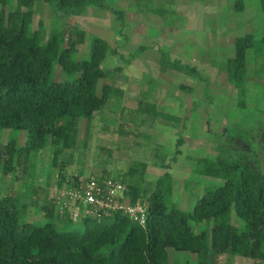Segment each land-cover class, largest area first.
Listing matches in <instances>:
<instances>
[{
	"label": "rangeland",
	"instance_id": "1",
	"mask_svg": "<svg viewBox=\"0 0 264 264\" xmlns=\"http://www.w3.org/2000/svg\"><path fill=\"white\" fill-rule=\"evenodd\" d=\"M239 3L243 8L237 10ZM107 4L111 9L90 5L80 15L59 12V19L52 18L47 3L36 6L35 25L42 20L51 28L62 20L67 34L77 26L85 30L88 41L98 35L111 44L116 52L108 54L104 66L113 76L105 80L120 86L122 94L111 96L97 113L88 136L82 121L75 148L64 149L56 164L52 148L47 147L31 152L25 171L17 158L15 171L5 173L1 166L0 197L11 195L28 203L23 220L47 221L41 201L48 192L62 216L59 225L71 217L74 224L66 229H82L83 217L101 216L84 200L85 190L97 189L111 178L123 185L117 190L123 205H135L126 182L138 181L153 189L166 172L173 178L172 202L191 211L207 186L224 182L196 172L195 158L201 156L233 158L241 152L264 173L262 0H107ZM116 10L123 11L125 18ZM245 33L253 35L254 46L247 53L246 81L237 87L229 79L227 59L235 54L236 37ZM86 46L79 45L80 53L88 51ZM163 50L173 60L195 66L201 77L173 68L162 70ZM150 103L175 119L137 111ZM12 138L18 147L24 146L27 133L0 132V144ZM140 162L147 167L131 174V167ZM37 198L40 203H34ZM144 206L147 212V203ZM232 219L235 225L241 223L235 213ZM195 225L197 231L205 227L203 222ZM169 260L199 264L200 259L191 251L170 248ZM209 264H264V260L220 253Z\"/></svg>",
	"mask_w": 264,
	"mask_h": 264
},
{
	"label": "trees",
	"instance_id": "2",
	"mask_svg": "<svg viewBox=\"0 0 264 264\" xmlns=\"http://www.w3.org/2000/svg\"><path fill=\"white\" fill-rule=\"evenodd\" d=\"M42 2L51 6L55 19L59 12L80 15L90 5L111 9L107 0H0V132L27 133L24 146L18 147L15 138L0 144V168L5 173L15 171L16 158L25 171L31 152L47 147L56 164L64 149L75 148L82 121L88 136L97 113L111 96L122 94L120 86L105 80L113 76L104 66L108 54L116 52L111 44L98 35L88 41L85 30L77 26L67 34L62 20L52 19L51 28L42 20L35 25L36 6ZM262 4L264 9V0ZM240 5L237 10L243 8ZM115 12L125 18L123 11ZM80 44L88 51L80 53ZM253 46L252 34L237 36L235 54L227 59L229 79L237 87L248 76L247 53ZM161 68L201 77L195 66L173 60L164 50ZM138 108L154 117L175 119L155 103ZM195 162L196 172L224 182L207 186L191 211L172 202L170 172L160 176L153 189L126 182L132 202L148 205L145 224L117 211L85 216L82 229L67 230L73 218L59 225L62 216L48 192L41 201L47 219L43 224L22 219L28 203L11 195L0 197V264H178L169 260L170 248L197 254L199 264H209L220 253L264 260V173L241 152L233 158L201 156ZM138 167L144 170L147 164L132 166L130 173ZM199 222L205 224L201 231L194 228Z\"/></svg>",
	"mask_w": 264,
	"mask_h": 264
},
{
	"label": "built area",
	"instance_id": "3",
	"mask_svg": "<svg viewBox=\"0 0 264 264\" xmlns=\"http://www.w3.org/2000/svg\"><path fill=\"white\" fill-rule=\"evenodd\" d=\"M122 186V183L110 178L104 181L103 186H99L97 189L92 188L91 190H85L82 194L85 196L84 200H86L94 210H97L95 215L100 213L101 215L103 213L109 215L110 213L123 211L126 214L129 213L131 216L135 217V220H139L141 224H145L148 211L144 212V203L138 202L135 205L124 206L122 201H120L121 196L117 192Z\"/></svg>",
	"mask_w": 264,
	"mask_h": 264
}]
</instances>
